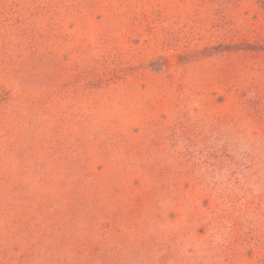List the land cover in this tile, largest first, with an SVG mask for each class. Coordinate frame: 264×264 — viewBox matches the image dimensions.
<instances>
[{
    "label": "rangeland",
    "instance_id": "1",
    "mask_svg": "<svg viewBox=\"0 0 264 264\" xmlns=\"http://www.w3.org/2000/svg\"><path fill=\"white\" fill-rule=\"evenodd\" d=\"M263 34L264 0H0V264H264Z\"/></svg>",
    "mask_w": 264,
    "mask_h": 264
},
{
    "label": "trees",
    "instance_id": "2",
    "mask_svg": "<svg viewBox=\"0 0 264 264\" xmlns=\"http://www.w3.org/2000/svg\"><path fill=\"white\" fill-rule=\"evenodd\" d=\"M263 36H264V34H263ZM263 36H262V37H263ZM262 43H264V37H263ZM262 43H260V44L257 46V48H260L259 50H264V45H262Z\"/></svg>",
    "mask_w": 264,
    "mask_h": 264
}]
</instances>
